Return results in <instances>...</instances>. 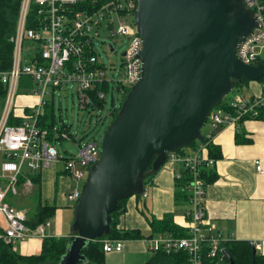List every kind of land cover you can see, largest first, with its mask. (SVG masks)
Returning a JSON list of instances; mask_svg holds the SVG:
<instances>
[{
  "label": "built area",
  "instance_id": "1",
  "mask_svg": "<svg viewBox=\"0 0 264 264\" xmlns=\"http://www.w3.org/2000/svg\"><path fill=\"white\" fill-rule=\"evenodd\" d=\"M243 1L254 11L257 26L239 44L238 56L246 64H256L260 50L264 48V6L261 0ZM79 2L82 0H22L12 66L9 70L0 71V81L7 89L0 116V228L3 229L0 238L13 245L35 235L44 237L45 228L51 225V221L46 220L36 229H31L26 224L27 212L9 200L10 193L20 194V177H26L25 184L32 185V179L23 173L25 164L29 170L38 171L62 159L55 139L59 136L68 139L70 134L61 130L65 124L55 126L53 131L39 125L47 102L54 100L58 89L71 87L78 91L82 109L93 104V94L104 100L109 93H112L114 107H117L114 92L127 93L142 77L143 63L139 56L142 38L134 20L128 21L135 15L137 0H105L100 4L94 0L92 3L97 8L92 11L87 8L76 10L75 4ZM32 10L33 22L28 26ZM104 23L111 35L132 39L124 53L122 70L119 69L121 77L109 74L116 66L107 67L101 63L94 48L95 38L100 35L99 28ZM110 49L115 51L113 44H110ZM23 76L31 78L35 87H26ZM22 84L38 100L32 106L16 108L15 97ZM99 85L107 87L100 88ZM49 96L51 98H47ZM226 102L230 109L219 105L212 109L208 118L209 131L202 140L199 139L196 148L185 147L184 153L177 151L167 157L179 163L175 178L184 180V172L189 173L185 186H181L189 194L185 223L180 225L187 235L159 233L149 237L153 253L184 251L188 254L189 264H207L208 258L223 260L226 256L224 244L235 240L234 235L226 234L208 218L205 205L208 185L201 177V171L204 167L215 166L216 160L207 154V148L218 130L227 123L238 125L246 116L256 117L259 109L264 108V95L247 97L235 93ZM11 118L21 122L11 124ZM100 154L98 142L85 143L78 153L65 160L66 171L72 178L67 194L69 201L78 202L90 168ZM256 163L257 170L263 172L259 161ZM147 195L145 188L142 196ZM103 249L106 253L123 251L124 240L106 238Z\"/></svg>",
  "mask_w": 264,
  "mask_h": 264
},
{
  "label": "water",
  "instance_id": "2",
  "mask_svg": "<svg viewBox=\"0 0 264 264\" xmlns=\"http://www.w3.org/2000/svg\"><path fill=\"white\" fill-rule=\"evenodd\" d=\"M134 22L142 77L104 134L75 207L74 238L58 264L88 262L83 248L111 233L120 200L142 195L168 153L202 140L212 109L239 83L264 77V60L246 64L238 56L257 26L243 0H137Z\"/></svg>",
  "mask_w": 264,
  "mask_h": 264
},
{
  "label": "crops",
  "instance_id": "3",
  "mask_svg": "<svg viewBox=\"0 0 264 264\" xmlns=\"http://www.w3.org/2000/svg\"><path fill=\"white\" fill-rule=\"evenodd\" d=\"M245 84L253 90L245 96L264 95V81L250 80L243 85ZM213 143L220 147L222 157L216 160L214 166L217 179L207 186L205 205L208 218L226 234L234 235L235 240L253 241L257 252L264 254V119L248 117L238 125L224 124L214 136ZM59 161L47 168L25 174L32 179V185H26V177H22L20 194L23 201L18 206L14 205L25 210L28 218L32 216L31 208L24 204L36 205V209L39 203L57 206L55 216L49 219L52 220L51 225L45 228V236L70 237L75 234L72 229L75 219L73 202L67 196L72 178L66 171L65 163L59 167ZM256 161L261 164L263 172L257 170ZM178 167L179 163L176 161L167 160L148 179L147 196L133 195L128 198L126 213L120 220V229H139L142 234L144 231L148 232L150 237L148 218L154 215L162 218L167 213L174 214L179 226L185 223L183 209V214H178L180 209L175 204V169ZM147 202L152 207V212L148 215L145 214ZM142 204L144 207H140ZM144 236L143 234L140 239H123L124 250L117 254L136 253L142 248ZM42 242L43 237L35 235L16 241L14 248L24 255L38 254L42 250ZM111 253L105 252L106 264H114L112 256H109Z\"/></svg>",
  "mask_w": 264,
  "mask_h": 264
},
{
  "label": "trees",
  "instance_id": "4",
  "mask_svg": "<svg viewBox=\"0 0 264 264\" xmlns=\"http://www.w3.org/2000/svg\"><path fill=\"white\" fill-rule=\"evenodd\" d=\"M94 0H82L78 4H75L76 10H83L85 8L89 10H95L97 6L92 3ZM100 4L105 0H97ZM264 6V0H261ZM22 0H0V71L9 70L13 62V52L15 47V36L17 32L18 19L20 15ZM34 7V5H33ZM264 12V10H263ZM34 16V10L30 13V18L28 21V26H32ZM261 56L258 58L256 64L261 61ZM260 80L264 81V77ZM23 81L28 88L35 87L33 81L29 77L23 76ZM250 80L244 79L243 83H239L236 88L240 87ZM28 82V84H27ZM107 87V85H104ZM104 86H98L104 88ZM235 90V89H234ZM7 92L6 87H4L0 81V97L5 101V94ZM126 94V93H125ZM122 94L121 98L125 95ZM231 97V96H230ZM228 99V98H227ZM227 99H225L227 101ZM223 101L218 107L224 109H230V106L226 101ZM53 100L47 102L44 113L39 118V125L42 128H46L49 131H53V128L57 126L56 116L53 107ZM93 103H98L103 105L105 100L98 99L95 94H93ZM4 105V102H3ZM119 111L118 106L114 107V102H111V113L113 117L116 116ZM250 116H246L248 118ZM258 119H264V108L259 109V113L256 116ZM243 120V119H242ZM241 120V121H242ZM21 122L20 119L11 118V124H17ZM207 120L206 123H208ZM66 125V124H65ZM206 125V124H205ZM60 126V125H59ZM61 130H66L69 132V127L65 126ZM207 134V133H203ZM53 137V133L51 132ZM63 137L59 136L57 139H62ZM64 139V138H63ZM103 141V137L101 138ZM199 140H193L186 147L196 148ZM93 142H97L96 140ZM89 142V143H93ZM184 149H180L178 153H184ZM170 153H168L169 156ZM207 154L217 160L222 157L221 149L218 145L214 144L213 141H210L207 148ZM71 157V156H70ZM65 158L64 160L68 159ZM168 158L167 160H169ZM152 168L150 165L149 169ZM155 172L150 173L145 180V185L148 183V179L151 178ZM184 180L176 181V192H175V201L176 205L179 207H184L183 211L187 209L189 194L181 186H185L184 181L188 178L189 173L184 172ZM217 172L214 167H204L201 171V177L205 180L206 185L213 183L217 179ZM22 177H20V180ZM183 186V187H184ZM128 199L120 200L117 210L111 213L112 220L111 233L104 235L102 238L90 241L82 250V253L88 259V262L81 261L79 264H106V254L103 249V240L106 238L111 239H140L143 237L142 232L139 229L124 230L119 228L121 217L126 213L127 206L126 202ZM57 206L47 205L39 203L36 211L32 214L31 218H28L26 224L31 229H36L40 224L44 223L46 220H49L55 216ZM149 224L151 226V236H154L159 233H168L176 236H185L187 231L179 226L175 222L174 214L167 213L162 218H157L155 215L148 218ZM3 229L0 228V234ZM74 236H45L43 237L42 250L38 254L24 255L18 252L13 244L5 242L3 238H0V264H58L64 254L67 251L69 243L72 241ZM225 249L228 252L229 257L234 261L235 264H264V254L254 252L253 246L250 244V241L247 240H232L224 244ZM228 256H224L223 260L218 259H207V264H230ZM143 264H189L188 254L184 251L173 252L167 254L164 251H158L153 253L151 258Z\"/></svg>",
  "mask_w": 264,
  "mask_h": 264
},
{
  "label": "rangeland",
  "instance_id": "5",
  "mask_svg": "<svg viewBox=\"0 0 264 264\" xmlns=\"http://www.w3.org/2000/svg\"><path fill=\"white\" fill-rule=\"evenodd\" d=\"M134 16L128 18V21L132 22ZM118 20L115 18V25L117 26ZM100 35L96 36L94 41V48L97 50L99 59L101 63H104L107 67L116 66V69L109 72V74L115 77H121L119 69L122 70L123 62L125 60L124 53L128 50L131 43V38L126 36H113L111 35L110 30L107 28V25L104 23L100 26ZM264 43V42H263ZM110 44L114 45L115 51L110 49ZM261 59L264 60V48L260 50ZM258 82V81H253ZM27 87V86H26ZM130 88L127 90V93L121 98V94L117 91L114 92L115 101L117 102L118 109H120L124 99L126 98ZM253 90L248 88V85L245 84L238 88H235L233 92L226 97L229 98L235 93L248 95ZM35 98V100H34ZM47 98H51L50 96ZM38 98L35 94L27 90L22 84L18 90V94L15 97V107H24L32 106L37 102ZM103 105L98 103H93L91 106L82 109L79 105L80 96L76 89L71 87L65 88L63 90L58 89L55 93L53 107L56 116L57 126L66 124L69 127L70 138L68 139H55L56 146L59 150V153L62 157V160L59 161V167L65 163V158L70 157L72 154L78 153L80 146L97 141L100 148L102 149V140L105 132L107 131L110 124L113 122L114 117L111 115V102H112V93L106 95ZM3 98L0 97V116L3 109ZM51 102V99H50ZM46 107V106H45ZM45 110V109H44ZM209 131V122L202 128L203 133ZM32 171L27 168V165H24L23 173L30 174ZM26 175V176H27ZM24 198V196H23ZM9 200L13 204H18L22 202V195L17 196L12 193L9 194ZM34 201V199L32 198ZM76 202L72 203V208L75 212ZM17 205V206H18ZM25 207L31 208V213L33 214L36 210V205H30L27 203L24 204ZM140 207H144L143 204ZM179 207V206H178ZM177 209L178 214H183L182 209L184 207H179ZM27 209V208H26ZM145 214L148 215L152 212V207L149 202L145 206ZM52 221V220H51ZM49 235V233H47ZM144 241L141 245V249L137 250L136 253L130 254L123 252L117 254L116 251L112 252L111 255L114 261V264H142L149 260L153 254L152 242L149 239V233L144 231ZM16 248V247H15Z\"/></svg>",
  "mask_w": 264,
  "mask_h": 264
}]
</instances>
